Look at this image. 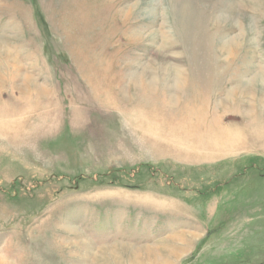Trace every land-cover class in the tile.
Wrapping results in <instances>:
<instances>
[{
    "label": "rangeland",
    "instance_id": "1",
    "mask_svg": "<svg viewBox=\"0 0 264 264\" xmlns=\"http://www.w3.org/2000/svg\"><path fill=\"white\" fill-rule=\"evenodd\" d=\"M0 264H264V0H0Z\"/></svg>",
    "mask_w": 264,
    "mask_h": 264
},
{
    "label": "trees",
    "instance_id": "2",
    "mask_svg": "<svg viewBox=\"0 0 264 264\" xmlns=\"http://www.w3.org/2000/svg\"><path fill=\"white\" fill-rule=\"evenodd\" d=\"M37 11H38V9H37ZM38 15H41L40 12L38 13Z\"/></svg>",
    "mask_w": 264,
    "mask_h": 264
}]
</instances>
